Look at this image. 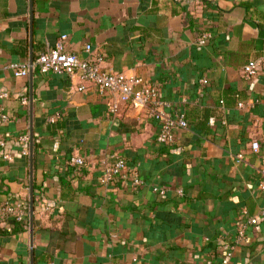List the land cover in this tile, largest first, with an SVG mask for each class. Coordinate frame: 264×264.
Returning a JSON list of instances; mask_svg holds the SVG:
<instances>
[{"label": "crops", "instance_id": "1", "mask_svg": "<svg viewBox=\"0 0 264 264\" xmlns=\"http://www.w3.org/2000/svg\"><path fill=\"white\" fill-rule=\"evenodd\" d=\"M62 34L67 51L158 84L188 126L162 143L148 108L110 110L78 73L42 72L35 58ZM263 52L264 0H0V203L29 201L32 118L34 264H218L255 215L230 264H264V62L244 69ZM117 157L141 185L103 180ZM23 221L0 220V264H30Z\"/></svg>", "mask_w": 264, "mask_h": 264}, {"label": "built area", "instance_id": "2", "mask_svg": "<svg viewBox=\"0 0 264 264\" xmlns=\"http://www.w3.org/2000/svg\"><path fill=\"white\" fill-rule=\"evenodd\" d=\"M210 36L209 31L203 32L199 36V40L200 42H206ZM66 37L67 34H62L54 46H47L35 58V63H37L42 72L78 73L82 80L91 81L98 86L100 91L108 93V107L110 110H116L122 103H131L134 107L142 109L148 108L150 116L157 119L160 123L158 140L162 143H172L175 140V130L188 126V120L183 113L166 110L165 106L168 103L157 100L158 84L146 81L143 77L127 76L125 73L111 68L105 69L102 66L104 57L100 53L95 54L93 58H83L76 52L67 51L64 45ZM85 49L91 51L92 45L90 43L86 44ZM262 62H264V52L260 60H251L245 65L246 73L249 76L255 75L261 68ZM11 66L15 69L17 75L23 76L29 73V66L26 63L13 62ZM84 87V84L79 86L80 89H84ZM2 95L6 96L7 92H3ZM0 117L3 120H9V116L3 111L1 104ZM21 139L27 142L29 136L27 134L23 135ZM252 147L257 150L259 142L257 140L253 141ZM25 151L27 152V150ZM71 160L78 166H82L85 163V159L81 155H74ZM118 177L129 179L134 187L144 182L136 167L130 166L124 157H117L103 164V180ZM159 190L162 193L165 192L164 188ZM179 191L182 192V189H179ZM27 215L28 208L24 206L22 201L10 200L0 203V219L5 222L10 221L12 218L24 220ZM258 218V215L250 216L246 221L247 224H240L235 239L236 243L244 240L248 223H256ZM235 244L229 243L226 245L225 254L218 264H230Z\"/></svg>", "mask_w": 264, "mask_h": 264}, {"label": "water", "instance_id": "3", "mask_svg": "<svg viewBox=\"0 0 264 264\" xmlns=\"http://www.w3.org/2000/svg\"><path fill=\"white\" fill-rule=\"evenodd\" d=\"M34 61V56L31 54V63ZM30 103L32 104V94L30 96ZM29 145H30V158H31V175H30V195L28 201V220L30 230V264H34V182H33V153H34V130L33 122L31 118L30 134H29Z\"/></svg>", "mask_w": 264, "mask_h": 264}, {"label": "trees", "instance_id": "4", "mask_svg": "<svg viewBox=\"0 0 264 264\" xmlns=\"http://www.w3.org/2000/svg\"><path fill=\"white\" fill-rule=\"evenodd\" d=\"M23 204L26 208H28V200L24 201ZM10 223H11L10 231H17V230L26 228L28 226L27 222H24L23 220H17L15 218L10 219ZM2 231L3 233H7L9 230L5 228V230L2 229Z\"/></svg>", "mask_w": 264, "mask_h": 264}]
</instances>
